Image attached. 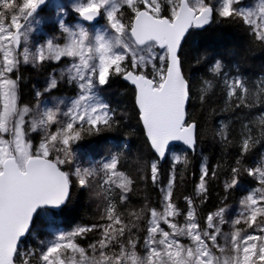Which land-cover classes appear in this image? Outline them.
Segmentation results:
<instances>
[{"label":"snow or ice","instance_id":"1","mask_svg":"<svg viewBox=\"0 0 264 264\" xmlns=\"http://www.w3.org/2000/svg\"><path fill=\"white\" fill-rule=\"evenodd\" d=\"M46 7H55L54 17L40 16ZM45 23L58 31L50 35ZM213 23L242 26L264 47V0H0V264H264V153L250 159L264 143V76L252 80L216 60L210 72L231 115L216 136L237 154L226 170L202 164L183 208L176 187L187 157L173 154L167 182L160 179L175 142L196 150L199 123L188 111L193 88L181 52L193 31ZM50 62L62 67L35 90V104H22V67ZM114 78L133 87L153 156L137 158L135 177L123 170L125 146L106 155L81 150L87 137L119 126L106 91ZM62 83L73 94L51 96ZM213 87L203 80L202 106ZM230 124L239 125L237 138ZM222 171L223 206L202 214ZM138 181H150L159 199L133 209ZM77 188L97 204V217L64 230L57 217ZM233 192L243 193L235 209ZM41 218L50 238L28 246Z\"/></svg>","mask_w":264,"mask_h":264},{"label":"trees","instance_id":"2","mask_svg":"<svg viewBox=\"0 0 264 264\" xmlns=\"http://www.w3.org/2000/svg\"><path fill=\"white\" fill-rule=\"evenodd\" d=\"M51 17H54L52 15ZM46 18V17H45ZM45 28L49 33L57 31L56 25L45 23ZM183 60V70L190 79L193 88V99L188 105L191 119L199 123V136L195 151L187 150L184 146H175L169 153L167 160L160 164L161 183L167 182V176L171 168V153L176 152L181 156H186L189 163L178 165V170L183 176V183H178L176 196L179 197V204L183 208V196L190 195L194 184L198 181L200 166L207 163L214 167L217 163L225 166L231 163L237 154V148L233 144L227 149L221 144L216 136L217 126L221 121L229 122L231 115L229 112L222 111L225 108L226 97L222 93L221 87L215 86L217 80L213 79L210 68L216 60L226 65L225 71L235 73L239 71L246 78L255 80L264 76V47L251 43V38L242 26L235 24L213 23L205 26L203 30H195L186 40L181 52ZM57 63H48L41 67L23 66L21 69L22 81L21 102L32 106L35 104V90H43L46 87L47 77L53 73ZM203 80L212 81L214 87L207 93L212 100L205 105H201L196 98ZM112 106L118 110L119 126L110 131L102 132L95 136L87 137L80 142L81 150L88 153H99L106 155L111 149L116 150V146H125L123 151L124 169L134 177L137 174V158H153L151 149L144 134V130L139 120L138 110L133 101V87L125 83L121 78H114L111 86L106 90ZM72 89L65 84L51 92V96L72 95ZM215 109V111H213ZM232 138H237L239 125H231ZM34 143L38 141V134H32ZM264 153V143L258 145L250 159H258ZM96 158H99L98 156ZM223 171L219 181H213L209 186L208 201L201 206L202 214L215 211L223 205L220 203L223 192ZM250 180V178H246ZM242 193L233 192L228 200V204L233 209L238 204ZM155 202L159 199V193L151 184L137 182L135 189L130 197L129 207L140 208L145 200ZM237 202V204H236ZM97 204L89 199L86 192L75 189L70 204L58 215L57 222L60 228L70 230L77 224L95 222L97 217ZM49 229L45 222H37L32 228V235L26 240L28 246H35L39 240L46 239ZM92 235L83 242V246L91 242Z\"/></svg>","mask_w":264,"mask_h":264},{"label":"rangeland","instance_id":"3","mask_svg":"<svg viewBox=\"0 0 264 264\" xmlns=\"http://www.w3.org/2000/svg\"><path fill=\"white\" fill-rule=\"evenodd\" d=\"M59 2L60 3H67L68 2V0H59ZM55 12H56V9H55V7H46L41 13H40V16L41 17H46V18H49V17H51L52 15H54L55 16ZM75 21H72V23H74ZM57 27V26H56ZM44 30L46 31V32H48L47 30H46V28H45V25H44ZM57 31H58V28H57ZM49 33V32H48ZM50 35L52 34V33H49ZM52 63V62H51ZM53 63H55V62H53ZM59 67H62V65H60ZM59 67H56V69H58ZM68 87V86H67ZM173 154H177L176 152H172L171 153V157H172V155ZM242 195H243V193H242ZM236 204H237V202H236ZM236 206H238V204L236 205ZM235 209V208H234ZM235 213H234V211L233 212H230L228 215L229 216H231V215H234ZM39 222H45L46 223V221H45V219L44 218H41L40 220H39ZM181 223L183 222L182 221V219H181V221H180ZM242 227H243V225H241ZM226 231L228 230L227 228L225 229ZM50 229H49V233H46V238H50Z\"/></svg>","mask_w":264,"mask_h":264},{"label":"water","instance_id":"4","mask_svg":"<svg viewBox=\"0 0 264 264\" xmlns=\"http://www.w3.org/2000/svg\"><path fill=\"white\" fill-rule=\"evenodd\" d=\"M124 81V80H123ZM125 83H127V84H129L128 82H126V81H124ZM130 85V84H129ZM141 124H142V122H141ZM142 127H143V125H142ZM144 130V129H143ZM178 144H182V143H180V142H175V145H178ZM166 160V158L164 159V160H162L161 162H164Z\"/></svg>","mask_w":264,"mask_h":264}]
</instances>
